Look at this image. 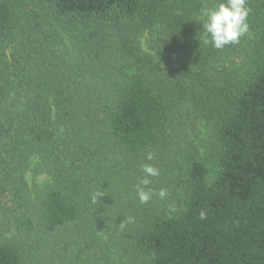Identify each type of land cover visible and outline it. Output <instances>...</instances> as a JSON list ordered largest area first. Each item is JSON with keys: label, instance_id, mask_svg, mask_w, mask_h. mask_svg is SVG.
<instances>
[{"label": "trees", "instance_id": "16d2710c", "mask_svg": "<svg viewBox=\"0 0 264 264\" xmlns=\"http://www.w3.org/2000/svg\"><path fill=\"white\" fill-rule=\"evenodd\" d=\"M216 2L0 0V264H264V0L223 50Z\"/></svg>", "mask_w": 264, "mask_h": 264}, {"label": "clouds", "instance_id": "9594fccd", "mask_svg": "<svg viewBox=\"0 0 264 264\" xmlns=\"http://www.w3.org/2000/svg\"><path fill=\"white\" fill-rule=\"evenodd\" d=\"M250 9L247 7V0H217L212 7H202L200 10V24L202 31L200 36L201 43L210 45L216 50H223L228 45H238L241 37L250 35V26L247 22ZM155 154H146V160L152 161ZM143 175L138 178L135 185V194L140 204L149 203L153 196L164 199L168 193L166 189H161L158 193L149 187L152 178L159 177L160 170L150 163L141 166ZM99 193L93 196V203L98 200ZM176 211L174 206H169V212ZM201 220L206 218V213L202 210L199 213ZM127 223H134L133 217L127 218ZM124 227V222L120 224Z\"/></svg>", "mask_w": 264, "mask_h": 264}, {"label": "rangeland", "instance_id": "374dc122", "mask_svg": "<svg viewBox=\"0 0 264 264\" xmlns=\"http://www.w3.org/2000/svg\"><path fill=\"white\" fill-rule=\"evenodd\" d=\"M144 40H145V38H142L143 47L146 48L145 43H144ZM44 180H45V175H40L37 178H33L30 173H27L26 174V181H27V183H28V185H29L30 188L33 187L34 185L41 187V185H42V183H43ZM8 235H9L8 232H6L4 234V236H8Z\"/></svg>", "mask_w": 264, "mask_h": 264}]
</instances>
